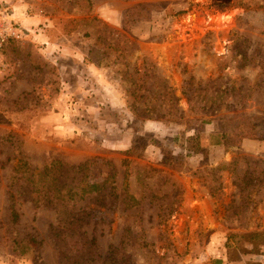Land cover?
Returning <instances> with one entry per match:
<instances>
[{"label": "rangeland", "instance_id": "1", "mask_svg": "<svg viewBox=\"0 0 264 264\" xmlns=\"http://www.w3.org/2000/svg\"><path fill=\"white\" fill-rule=\"evenodd\" d=\"M0 2V264H264V0ZM23 157L108 182L46 204Z\"/></svg>", "mask_w": 264, "mask_h": 264}, {"label": "trees", "instance_id": "2", "mask_svg": "<svg viewBox=\"0 0 264 264\" xmlns=\"http://www.w3.org/2000/svg\"><path fill=\"white\" fill-rule=\"evenodd\" d=\"M150 11L151 10H149L147 6L145 7V5H142V19L149 18ZM24 160L25 158H21L25 167L20 177L27 179V184L32 185L34 192L38 194L42 193V197L46 204H65L70 201H76L92 192H100L108 182L107 179L101 183L83 182V177L78 175L83 168L82 164L69 165L60 159H53L49 164H46L42 170L37 171L28 167ZM15 168L21 170V165ZM36 179L38 181H36ZM41 181L42 189H39V185L37 186V184ZM109 192L111 195H116L114 185H111ZM13 216L14 219L19 217L16 209L13 210Z\"/></svg>", "mask_w": 264, "mask_h": 264}, {"label": "built area", "instance_id": "3", "mask_svg": "<svg viewBox=\"0 0 264 264\" xmlns=\"http://www.w3.org/2000/svg\"><path fill=\"white\" fill-rule=\"evenodd\" d=\"M15 10L0 2V67L2 50L11 41H20L27 37L28 28L15 16Z\"/></svg>", "mask_w": 264, "mask_h": 264}, {"label": "crops", "instance_id": "4", "mask_svg": "<svg viewBox=\"0 0 264 264\" xmlns=\"http://www.w3.org/2000/svg\"><path fill=\"white\" fill-rule=\"evenodd\" d=\"M66 73H67V72H66ZM70 85H71L72 88H77L76 86H74V85H72V84H70Z\"/></svg>", "mask_w": 264, "mask_h": 264}]
</instances>
